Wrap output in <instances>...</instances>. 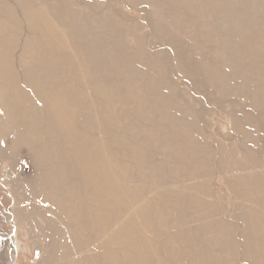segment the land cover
<instances>
[{"label": "rangeland", "instance_id": "374dc122", "mask_svg": "<svg viewBox=\"0 0 264 264\" xmlns=\"http://www.w3.org/2000/svg\"><path fill=\"white\" fill-rule=\"evenodd\" d=\"M0 2L52 16L90 114L70 131L102 154L98 230L42 122L21 141L0 102V264H264V0Z\"/></svg>", "mask_w": 264, "mask_h": 264}, {"label": "bare ground", "instance_id": "6f19581e", "mask_svg": "<svg viewBox=\"0 0 264 264\" xmlns=\"http://www.w3.org/2000/svg\"><path fill=\"white\" fill-rule=\"evenodd\" d=\"M13 6L0 9V81L5 86L0 93V102L5 103L4 109L8 112L9 119L17 121V130L20 132L18 138L20 137L21 141H26L28 133L31 134L33 120L36 121L38 118L42 122L44 137L48 135L46 141L51 146L53 154L62 155L63 161L60 159L61 162L56 164L57 172L61 173L60 179L63 180L70 175L68 177L72 180L74 175L73 181L68 179L63 181H67L64 186L65 195L71 196L70 199L79 206L77 212L81 216V227L85 218L92 228L100 230L102 216L99 209H102V203L96 213V208H91L93 202L90 199L93 194H102V154L100 156L98 152H92L90 149L92 143H89L86 133L70 131V124L74 121L85 131L90 114L87 105L78 116L69 108L74 98L73 92L71 93L73 88L67 82V76L71 75L70 66L65 64L66 62L61 65L63 75L57 71L61 69L55 64L61 57L58 54L53 56L59 50L55 21L51 15L48 18L43 16L40 13L43 11L39 12L16 3ZM61 54L60 56L66 59L65 54ZM25 57L27 62L24 60ZM65 79L67 80L63 83ZM61 82L63 85H60ZM35 99L41 102V107L27 114L26 112H30L29 105L23 108L21 105L31 103ZM19 118L22 119L21 125ZM21 128H24V131L22 130L24 133ZM60 141H63V144ZM64 144L70 145L69 152ZM96 145L99 151L102 150V145L99 143ZM78 149L81 155H78ZM52 185L55 186V181ZM116 194L118 192H109L111 198ZM88 202L90 205H87ZM101 246L99 245L100 248Z\"/></svg>", "mask_w": 264, "mask_h": 264}]
</instances>
